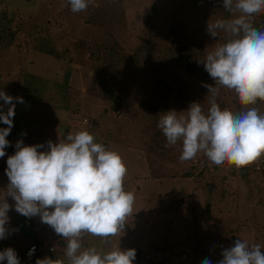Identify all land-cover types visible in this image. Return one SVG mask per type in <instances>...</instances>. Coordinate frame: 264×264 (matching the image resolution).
<instances>
[{
    "label": "rangeland",
    "instance_id": "rangeland-1",
    "mask_svg": "<svg viewBox=\"0 0 264 264\" xmlns=\"http://www.w3.org/2000/svg\"><path fill=\"white\" fill-rule=\"evenodd\" d=\"M88 2L87 10L74 13L68 0H0V23L10 27L3 34L15 33L16 38L0 52V91L24 101H13V127L6 139L15 138L24 146L44 145L38 149L44 151L48 141L67 143V135L88 131L94 142L118 153L127 168L123 186L135 200L123 231L108 243L85 234L81 250L134 249L133 264H202L205 258L217 264L221 252L234 245L233 239L264 251V155L240 169L227 163L212 165L203 153L181 162L182 142L169 145L157 127L162 113L187 116L184 111L193 102L207 113L212 97L205 85H215L199 62L228 39L222 31L211 37L207 24L233 19L238 13L224 9L223 0ZM249 19L264 30V13ZM15 22L31 28L19 32ZM82 40L116 46L113 53H100L113 66L103 67L106 70L94 64L83 66L81 60H92L90 53L76 46ZM27 43L35 49H26ZM134 50L147 56L151 70L136 72L130 83L128 72L123 79L119 73L125 59L111 55H129ZM114 93L126 105L118 112L110 105ZM216 101L234 114L256 107L264 115V100L243 106L235 95L221 90ZM95 121L100 126L98 135ZM6 127L0 123V128ZM9 153L0 157L3 170L13 155ZM3 170L0 202L5 199L10 205L6 227L14 247L23 251L42 241L65 259L63 264H69L64 238L35 231V223L14 210L15 202L5 196L9 181ZM34 219L44 224L39 216Z\"/></svg>",
    "mask_w": 264,
    "mask_h": 264
},
{
    "label": "clouds",
    "instance_id": "clouds-1",
    "mask_svg": "<svg viewBox=\"0 0 264 264\" xmlns=\"http://www.w3.org/2000/svg\"><path fill=\"white\" fill-rule=\"evenodd\" d=\"M74 13L87 10L88 0H68ZM223 8L238 15L207 24V32L216 38L218 32L228 39L218 44L199 63L214 81L205 85L211 95L205 113L200 103L190 104L187 116L175 111L161 114L157 127L169 145L182 142L181 162L203 153L212 165L225 163L244 168L264 155V115L256 107L233 113L221 109L216 98L221 90L232 93L243 106L256 105L264 100V30L253 26L250 17L264 13V0H223ZM0 157L6 155L10 142L6 137L13 127V101L23 103L0 91ZM7 105V112L3 111ZM88 131L67 135V143L47 142L44 145L15 144V153L6 160L8 178L6 195L14 203V210L24 217L39 216L66 241L65 255L69 264H133L134 249L109 252L95 247L81 250L85 234L100 237L105 243L125 227L132 213L135 196L124 189L127 168L120 155L106 149ZM10 205L0 202V240L11 233L6 225ZM34 252L30 250L29 255ZM217 264H264V251L259 245L249 247L240 239L221 252ZM20 264L12 248L0 251V262ZM36 264H62L47 257ZM202 264H212L205 258Z\"/></svg>",
    "mask_w": 264,
    "mask_h": 264
},
{
    "label": "trees",
    "instance_id": "trees-1",
    "mask_svg": "<svg viewBox=\"0 0 264 264\" xmlns=\"http://www.w3.org/2000/svg\"><path fill=\"white\" fill-rule=\"evenodd\" d=\"M15 25L18 28V31L19 32H23L22 30L27 31V30H29L31 28V25L30 24H26L24 22L21 25L15 22ZM7 28H10L9 25H6L5 26V25H3V24L0 23V52L5 48L6 44L9 45V43H14V40L16 39V38H14L15 33L13 34V33L10 32L8 34H3V32H5L7 30ZM31 35H32V33L29 32L27 39L31 38ZM67 37L70 38L69 36H67ZM110 38L111 39H114V37H110ZM24 46H25L26 49L27 48L35 49V47H34L35 45L34 44H31V47H28L29 46V43L24 44ZM76 46H79V48L82 49L83 52L90 53L89 57L91 58L92 61L89 62V61H83V60H81L80 63L83 66L87 67V66H90L89 64H94V67H96L98 70L104 69L103 67H105V68H111V66H113V64L106 62L105 59H104V57H103V55H100V53L102 51H105V50H107L108 52H112L113 53V49L116 46H112L110 48H107L105 46H101V45H98V44H93V43H90V42L87 43V42H85L83 40L80 41ZM79 48L78 47L76 48V50L78 52H80V49ZM53 51L55 52L56 50H53ZM138 54H139V50H134L129 55H111L115 59H118L119 57L125 59V65L122 67L123 70H119V73H121L120 74L121 79H123L125 77V74L128 72L129 73L128 74V78L130 80V83H132L136 72L140 71L141 73H146L147 71H150L151 70L149 67H147V63L149 62V59L147 58V56L145 57V55H138ZM55 55H56V52H55ZM58 56H60V55H58ZM80 56L81 57H84L85 55H80ZM116 65H118V64H115V66ZM117 68H119V67H117ZM104 70H106V69H104ZM118 83L121 84V88H120V91H121L122 88L124 89L123 83H122V81L120 79L118 80V82H116V84H118ZM116 93H118V90H116ZM144 103L145 102H143L142 105ZM110 105L112 106L111 109H113L115 112H118L119 111V108H122L123 109L126 106V105L123 106L124 105V101H122V99H118V95H115V93H114V96L112 94V101L110 102ZM148 105H150V103H148L147 106ZM104 115L107 116V114H104ZM11 139H13V140L11 141L10 139H7L10 142V145H9V147H7L5 149V153L6 152L7 153L8 152H11L9 154H14L15 153V144H16V142L14 141L15 138H11ZM105 142L107 144H109V141H105ZM24 218H26V217H24ZM32 221H34L36 224H38L35 221L34 218H32ZM18 234L15 236V238H18V240H19V238L21 236H19ZM31 244H35V245L41 246L42 241L40 242V241L37 240L35 243H31ZM31 244H29V245H31ZM25 249H23V250H25ZM14 250L17 253L18 258L20 259L21 253L23 251L18 250V248H15ZM141 264H145V263L142 262Z\"/></svg>",
    "mask_w": 264,
    "mask_h": 264
},
{
    "label": "built area",
    "instance_id": "built-area-1",
    "mask_svg": "<svg viewBox=\"0 0 264 264\" xmlns=\"http://www.w3.org/2000/svg\"><path fill=\"white\" fill-rule=\"evenodd\" d=\"M34 248V252L29 255L30 250ZM5 249V246L3 242L0 240V251H3ZM45 257L54 260V261H61L62 264L65 261V259L58 255L56 251H54L53 247L48 245V246H38L35 244L29 245L23 252L21 253L20 257V264H36V261L38 259H44ZM1 264H6V261L0 262Z\"/></svg>",
    "mask_w": 264,
    "mask_h": 264
},
{
    "label": "crops",
    "instance_id": "crops-1",
    "mask_svg": "<svg viewBox=\"0 0 264 264\" xmlns=\"http://www.w3.org/2000/svg\"><path fill=\"white\" fill-rule=\"evenodd\" d=\"M2 7V6H1ZM1 7H0V9H1ZM80 126H83L84 127V124L82 123ZM93 126L94 127H96V128H98V124H97V122L95 121L94 122V124H93ZM65 129L66 127L65 126H62V129ZM99 128H100V126H99ZM99 128H98V131H97V133H96V135H98L99 134ZM95 130H97V129H95ZM64 131V130H63ZM105 144H107V143H105ZM0 170H3V168H2V166H0ZM3 171H5V170H3ZM5 175V174H4ZM4 177V176H3ZM0 187L2 188L3 186L2 185H0ZM127 192H131V190L130 191H127ZM27 219H29V220H31V222H29V223H35L34 221H32V218H34V217H30V218H28V217H26ZM42 223V222H41ZM35 225L36 226H33L35 229V231H41V234H43V232H45V231H48L51 235H54L53 233L55 232L51 227H48L47 226V224H41V225H39V224H36L35 223ZM45 225V226H44ZM38 235H40V234H38ZM45 238V237H44ZM4 243V246H5V248H12V249H15L16 247H14V244H13V240L11 239V236L10 235H8L7 236V238L6 239H4V240H2ZM12 241V242H11ZM62 244H64L65 245V243H62Z\"/></svg>",
    "mask_w": 264,
    "mask_h": 264
},
{
    "label": "water",
    "instance_id": "water-1",
    "mask_svg": "<svg viewBox=\"0 0 264 264\" xmlns=\"http://www.w3.org/2000/svg\"><path fill=\"white\" fill-rule=\"evenodd\" d=\"M233 243H234V239H233Z\"/></svg>",
    "mask_w": 264,
    "mask_h": 264
}]
</instances>
